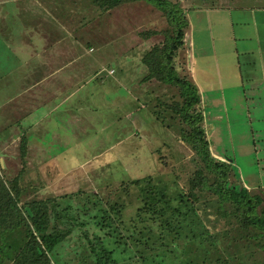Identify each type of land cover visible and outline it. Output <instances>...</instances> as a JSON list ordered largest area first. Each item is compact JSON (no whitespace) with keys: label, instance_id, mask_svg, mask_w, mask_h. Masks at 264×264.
I'll use <instances>...</instances> for the list:
<instances>
[{"label":"rangeland","instance_id":"obj_1","mask_svg":"<svg viewBox=\"0 0 264 264\" xmlns=\"http://www.w3.org/2000/svg\"><path fill=\"white\" fill-rule=\"evenodd\" d=\"M170 1L185 11L190 22V27L184 29L183 44L175 56L178 76L193 82L187 58L191 39L192 43H198L194 55L198 52L200 63L208 65L210 79L218 78L220 73L224 76L220 62L218 65L213 63L217 58L219 61L224 58L226 62L222 64L230 66L228 70L237 77L233 51L228 47L231 42L225 41L227 37L222 36L220 28L216 33L214 21L223 25L228 20L226 16L230 15L235 19H249L250 11L226 12L194 7L205 8L212 4L253 6L254 1ZM259 14L262 13H255L264 18ZM169 26L166 14L145 0L124 1L109 10L100 9L87 0H0V175L10 185L19 174L20 204L56 197L51 200L54 204L51 224L56 229L70 228V233L49 253V264H94L90 246L96 245L99 239L105 248L113 251L112 256L119 264H141L132 257L134 253L128 237L132 229L122 227L110 209V205L118 200L119 185L130 179L150 176L154 184H166L173 190L171 193L178 195L193 173V151L182 141L179 132L184 124L170 109L173 103L181 100L178 87L155 79H143L146 66L141 58L154 44L163 41L164 31ZM53 39L64 40L67 47H72L69 54L73 58L76 53L81 55L78 62H87L90 70L85 78L94 73V78L106 79L109 84L83 83L84 87L76 93L85 101L87 114L95 118V128H87L82 140L87 144V152L82 153L79 149V154L75 153L71 144L64 150L51 148L47 153L51 151L53 155L38 157L43 156L46 163L36 161L35 165H30L32 159L38 158L29 154L21 156L23 131L17 118L21 116L23 104L31 103L30 96L36 93L35 88H29L37 71L33 67L39 59L35 50L39 51ZM205 69L206 66L202 67L203 78L207 75ZM204 82L203 92L219 99L220 91L204 90L214 87L212 81L208 82L207 77ZM117 93L120 107L109 111L106 100L118 97ZM243 93L241 87L226 90V101H216L217 105L205 107L201 99L197 109L204 112L202 127L210 142L212 156L228 162L223 156L233 159L232 165L239 175L236 177L231 172L229 180L264 195L261 187L249 185L264 182V105L246 106ZM234 96L236 99H230ZM260 99L259 96L258 102ZM11 100L19 103L12 105ZM70 101L74 104L75 96ZM16 104H20L18 113L11 111V105L16 107ZM247 109L252 113L250 118L246 116ZM42 110L33 109L23 121L35 118ZM102 134L103 138L100 137ZM135 207L131 196L129 206L119 213L125 226L130 225L128 222L135 214ZM208 210L211 217H216L212 208ZM105 212L110 214L109 226L98 221ZM118 234L123 237L117 242ZM229 248L241 254V264L263 263L264 255H259V251L245 240L240 241L237 248ZM176 258L175 262L179 264V256Z\"/></svg>","mask_w":264,"mask_h":264},{"label":"trees","instance_id":"obj_2","mask_svg":"<svg viewBox=\"0 0 264 264\" xmlns=\"http://www.w3.org/2000/svg\"><path fill=\"white\" fill-rule=\"evenodd\" d=\"M87 1L109 10L134 0ZM145 1L166 14L170 26L164 31L163 41L143 54L141 60L146 66L143 79L178 87L181 100L170 109L184 124L179 132L182 141L193 151L191 161L195 169L178 195L171 193L173 190L166 184H154L150 176L119 185L118 200L110 209L122 227L132 229L128 235L132 257L141 264H178L177 255L179 264H241V254L238 250L232 252L229 246L237 248L242 240L264 255V195L229 180L231 172L236 177L239 175L232 158L223 156L228 162L212 156L202 127L204 114L197 109L198 88L192 81L178 76L174 67L188 23L185 11L170 0ZM25 145L22 136L21 156L25 155ZM18 175L10 185L0 175V264H49V253L70 233V228L56 229L51 224L50 214L54 211L51 200L55 196L20 204ZM131 196L136 204L135 214L128 222L130 225L125 226L119 213L129 206ZM209 208L216 217H211ZM109 218L110 214L105 212L98 221L109 226ZM116 237L118 242L123 235ZM95 244L90 246L94 264H119L112 256L113 251L105 248L100 239Z\"/></svg>","mask_w":264,"mask_h":264},{"label":"crops","instance_id":"obj_3","mask_svg":"<svg viewBox=\"0 0 264 264\" xmlns=\"http://www.w3.org/2000/svg\"><path fill=\"white\" fill-rule=\"evenodd\" d=\"M253 1V6H223L212 4L205 8L194 7L198 10L223 9L226 10V12L240 9L250 11L251 13L249 14L250 18L244 20L238 18L235 19L231 17V15L226 16L228 20H225L223 25H220L219 21H214V23L216 22V33L220 32L218 30V28H220L221 34L223 33L222 36L227 37V40L225 41L231 42V47H228L233 51L232 58L235 59V67L238 74L237 77L234 76L232 71L228 70V67L230 68V66L227 67L222 64L226 62L224 58L222 60L220 58V61L217 58L213 63L218 65L220 62L224 76H221L220 73L217 75L218 78L210 79L208 72L209 68H207L208 65L200 63L198 52L196 53V56L194 55V52L197 51L196 48L198 43H192L190 39L189 53L187 56L190 68L189 72L192 75L193 82L198 88L200 101L201 99L204 100L202 105L205 107L208 104L214 106L217 105L216 101H226L225 91H233L236 90L237 87H241V91L244 92L242 94V99L246 100V106H257L259 103L264 105V18H259L255 15V13H262L259 15L264 17V0ZM187 21L188 23L186 27H190V22L188 19ZM208 27H210L209 24ZM224 31L226 32L224 33ZM213 36L212 33V37ZM217 37L218 36L216 35V38ZM46 38L47 36L45 35V41ZM70 50H72V47H67L64 40L56 41L54 39L52 42H46L42 45L39 51L35 50L36 55H39V59L33 67V69H37V71L29 88H35V90H33L36 91L37 94L35 93L30 96L32 100L31 103L29 102L27 105L23 104L22 108L19 107L21 110V116L17 118V121L19 123L21 122L22 125L21 128L23 133L21 134V137L24 135L26 138L25 154L35 155L37 158L42 154H45L43 156H47V154L53 155L51 151L47 153V150L54 148L58 151L57 147H61L62 150H64L70 144L71 147L76 150L75 153L79 154V149H82V153L87 152V144L82 140L86 135L87 128H95L93 126L95 118L94 116L87 114V105L85 101L76 93L84 87L83 83L93 81L96 86H105L109 84V82H107L106 79L94 78V73L85 78L86 72L90 67H88L86 61L78 62L81 55L74 53L73 58V56L69 54ZM205 66V70L207 71L205 78L208 77V82L212 81L214 87H206L210 89L204 90L213 91L216 89L220 91L222 95L219 99L214 96L209 97L203 92L205 78L202 77L203 73L201 71H203L202 67ZM196 70H198V72H196ZM208 85L211 86V84ZM74 96L75 103L73 104L70 100ZM259 96L261 99L258 102ZM115 97L116 96H112L110 99L106 100L109 111L117 110L120 107V95L116 98ZM230 99L236 98L234 96ZM10 102L12 105L13 103H19L18 101L12 100ZM12 105L11 111L18 113V106L20 104H16V107H13ZM37 107L43 108L41 113L35 118L27 119L26 122H24L23 119L29 117L32 114L33 109ZM91 111H94L93 107H91ZM251 115V111L247 109L246 116L250 118ZM89 116H91L92 119ZM103 123L101 126L104 125ZM100 130L103 131V127H101ZM100 137L103 138V134ZM254 150L256 149L254 148ZM43 156L38 158V160L32 159L30 165H32V163L35 165L36 161L38 164L46 163ZM249 185L261 187L260 189L264 191V182L261 184L257 181L254 182V184Z\"/></svg>","mask_w":264,"mask_h":264},{"label":"water","instance_id":"obj_4","mask_svg":"<svg viewBox=\"0 0 264 264\" xmlns=\"http://www.w3.org/2000/svg\"><path fill=\"white\" fill-rule=\"evenodd\" d=\"M239 185L241 186V183L239 182ZM26 209H28L27 207H26Z\"/></svg>","mask_w":264,"mask_h":264},{"label":"built area","instance_id":"obj_5","mask_svg":"<svg viewBox=\"0 0 264 264\" xmlns=\"http://www.w3.org/2000/svg\"><path fill=\"white\" fill-rule=\"evenodd\" d=\"M110 71H112V70H110Z\"/></svg>","mask_w":264,"mask_h":264}]
</instances>
